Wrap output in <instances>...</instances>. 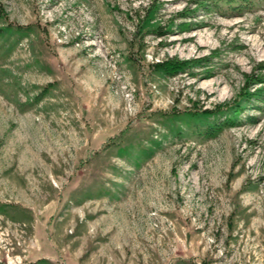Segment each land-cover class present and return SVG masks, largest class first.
<instances>
[{"label": "rangeland", "instance_id": "obj_1", "mask_svg": "<svg viewBox=\"0 0 264 264\" xmlns=\"http://www.w3.org/2000/svg\"><path fill=\"white\" fill-rule=\"evenodd\" d=\"M185 6L0 0V264H264V0Z\"/></svg>", "mask_w": 264, "mask_h": 264}, {"label": "trees", "instance_id": "obj_2", "mask_svg": "<svg viewBox=\"0 0 264 264\" xmlns=\"http://www.w3.org/2000/svg\"><path fill=\"white\" fill-rule=\"evenodd\" d=\"M221 1L222 0H191V2L195 3L194 7H197V8L202 6V7H204L205 10L207 9L208 11L211 8L215 9V10H219V11H222L224 8H227L232 12L240 11L241 8L243 7L242 4H243L244 0L243 1L242 0H225L226 1L225 4H223ZM249 2L252 3V0H249ZM247 3H248V1H247ZM194 7L185 6L182 10H180L178 12V15L180 17L185 18L187 15H189V13H191L192 10L196 9ZM155 10H156L155 2H151L148 4V6H144L141 9V12L136 14L139 17L138 21L143 22V21L149 19V15L152 14L153 12H155ZM181 24L187 27V23L182 22ZM203 57H205V56H203ZM203 57H201V58H203ZM197 60H199V59H195V58L181 59V60L165 59V60L157 62L156 65H158L160 70L166 71V72L172 74L173 72H175L176 69L187 67L189 63L197 61ZM246 75H248V74H246ZM245 81H247V82L253 81L256 83L264 82V73L259 72L256 74L254 72H251L249 74V77H247V80H245ZM247 87H248V83H245L242 90H241L243 92V93H241L243 99L249 100L251 98L250 96H255V97H257V99L262 101V103H264V85L263 86L262 85L257 86L255 88V90H253V91L247 90ZM223 104L225 105L223 107L220 104H218L217 106H214L213 108H204L201 110L202 112L200 114H202L204 116L213 115V118H215V121L217 120L218 115H225L223 121L207 122L206 126L204 127L205 133H207V134L215 133L216 130L218 128H220L222 125L235 122L237 117L240 116V112L244 108V104L241 103L240 101H238L236 98L233 99L232 102L228 101V102H225ZM228 107H229V109H228ZM227 110H229V111H227ZM249 117H250V115H249Z\"/></svg>", "mask_w": 264, "mask_h": 264}]
</instances>
